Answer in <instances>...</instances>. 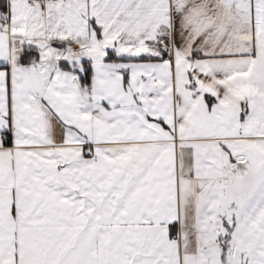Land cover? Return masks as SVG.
Segmentation results:
<instances>
[{
  "label": "snow or ice",
  "instance_id": "snow-or-ice-1",
  "mask_svg": "<svg viewBox=\"0 0 264 264\" xmlns=\"http://www.w3.org/2000/svg\"><path fill=\"white\" fill-rule=\"evenodd\" d=\"M0 264H264V0H0Z\"/></svg>",
  "mask_w": 264,
  "mask_h": 264
}]
</instances>
